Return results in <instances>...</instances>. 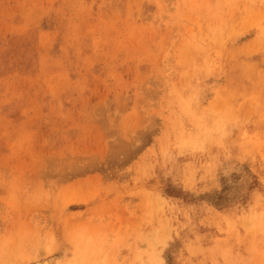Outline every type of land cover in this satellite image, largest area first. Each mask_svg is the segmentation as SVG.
I'll list each match as a JSON object with an SVG mask.
<instances>
[{
    "label": "rangeland",
    "instance_id": "374dc122",
    "mask_svg": "<svg viewBox=\"0 0 264 264\" xmlns=\"http://www.w3.org/2000/svg\"><path fill=\"white\" fill-rule=\"evenodd\" d=\"M0 264H264V0H0Z\"/></svg>",
    "mask_w": 264,
    "mask_h": 264
}]
</instances>
